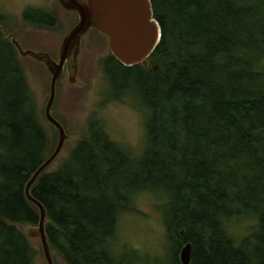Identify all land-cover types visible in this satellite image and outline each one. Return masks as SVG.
Listing matches in <instances>:
<instances>
[{
    "label": "trees",
    "instance_id": "1",
    "mask_svg": "<svg viewBox=\"0 0 264 264\" xmlns=\"http://www.w3.org/2000/svg\"><path fill=\"white\" fill-rule=\"evenodd\" d=\"M152 4L162 38L146 62L103 60L110 96L147 112L145 148L132 156L95 120L61 165L40 174L31 194L47 209L51 248L67 264H135L112 245L120 215L146 191L165 196L172 264L186 243L191 264H264V0ZM24 17L58 24L45 10ZM49 143L17 48L0 29V264H34L16 223H39L25 186L56 148ZM244 217L256 223L237 241L229 226Z\"/></svg>",
    "mask_w": 264,
    "mask_h": 264
},
{
    "label": "rangeland",
    "instance_id": "2",
    "mask_svg": "<svg viewBox=\"0 0 264 264\" xmlns=\"http://www.w3.org/2000/svg\"><path fill=\"white\" fill-rule=\"evenodd\" d=\"M27 9L51 12L58 24L54 28L35 25L24 17ZM0 15L2 33L15 35L24 50H46L55 59H58L64 37L78 21V14L65 9L60 0H0ZM83 41L76 82L68 80L65 73L57 83L51 112L64 124L69 136L59 156L47 167V172L64 162L95 120H99L110 137L134 157L141 155L146 145L147 112L133 98L117 100L108 91L103 62L111 54L108 37L92 27ZM18 57L34 95L40 121L48 134L49 147H54L59 134L44 113L52 75L44 62L19 51ZM131 81L126 77L121 79L123 84ZM164 200V195L153 192L143 191L137 195L134 201L136 211L125 212L119 217L118 237L112 245L115 253L125 254L135 264H172V244L168 241L161 210ZM255 223L252 217L238 218L232 221L229 229L239 241L251 233ZM30 240L35 251L34 264H48L40 240ZM52 253L56 264H67L58 251L53 249Z\"/></svg>",
    "mask_w": 264,
    "mask_h": 264
},
{
    "label": "water",
    "instance_id": "3",
    "mask_svg": "<svg viewBox=\"0 0 264 264\" xmlns=\"http://www.w3.org/2000/svg\"><path fill=\"white\" fill-rule=\"evenodd\" d=\"M60 3L64 8L76 11L78 21L64 37L57 60L46 51L24 50L15 35H7L20 54L29 55L44 62L52 75L45 115L58 130L59 139L54 151L36 169L25 186L26 196L39 208L40 219L36 225L16 223V226L24 231L30 239L38 238L40 240L48 264L56 263L46 232L47 209L31 194V187L40 174L59 156L69 136L65 126L51 112L56 98L57 81L64 71L66 62L69 65L70 81L76 82L82 39L92 27L108 36L112 54L125 66L146 62L162 38V27L154 17L152 0H60ZM179 257L181 264H191V243H186L183 246Z\"/></svg>",
    "mask_w": 264,
    "mask_h": 264
},
{
    "label": "flooded vegetation",
    "instance_id": "4",
    "mask_svg": "<svg viewBox=\"0 0 264 264\" xmlns=\"http://www.w3.org/2000/svg\"><path fill=\"white\" fill-rule=\"evenodd\" d=\"M62 5V4H61ZM66 9V8H65ZM68 10V9H67ZM72 11H74V10H72ZM76 12V11H75ZM96 29V28H95ZM98 30V29H97ZM89 31V30H88ZM88 33V32H87ZM86 33V34H87ZM103 33V32H102ZM85 34V35H86ZM103 34H105V33H103ZM85 35L83 36V39H82V44H83V40H84V37H85ZM106 35V34H105ZM107 36V35H106ZM108 37V36H107ZM108 41H109V38H108ZM110 46V45H109ZM81 50H82V45H81ZM41 51H46V50H41ZM47 52H49V51H47ZM81 53V52H80ZM111 53H112V51H111ZM79 56H80V54H79ZM54 58V57H53ZM79 59V58H78ZM57 60V59H56ZM65 73H67V76H68V80H70V71H69V65H68V63L66 62V64H65V66H64V71H63V73H62V75L60 76V78H59V80L64 76V74ZM58 80V81H59ZM58 81H57V83H58ZM56 118V117H55Z\"/></svg>",
    "mask_w": 264,
    "mask_h": 264
}]
</instances>
